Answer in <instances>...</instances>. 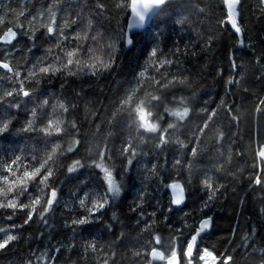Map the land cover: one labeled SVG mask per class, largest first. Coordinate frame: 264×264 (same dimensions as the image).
<instances>
[{
    "label": "snow or ice",
    "instance_id": "snow-or-ice-1",
    "mask_svg": "<svg viewBox=\"0 0 264 264\" xmlns=\"http://www.w3.org/2000/svg\"><path fill=\"white\" fill-rule=\"evenodd\" d=\"M250 17L264 0H0V264H264Z\"/></svg>",
    "mask_w": 264,
    "mask_h": 264
},
{
    "label": "trees",
    "instance_id": "trees-1",
    "mask_svg": "<svg viewBox=\"0 0 264 264\" xmlns=\"http://www.w3.org/2000/svg\"><path fill=\"white\" fill-rule=\"evenodd\" d=\"M250 25L251 32L250 34L253 36V39L257 42V46L261 42V34L264 31V21H260L255 17H250ZM227 36V34H225ZM247 42V41H246ZM202 83H206V91L209 95H215L218 91L217 87L212 83L209 78L207 81H202ZM206 97H201V99H205ZM218 99V97H216ZM245 104H251V98L249 97L244 101ZM247 137H245V140ZM240 164L244 163V160L239 161ZM131 191V190H130ZM130 195V193H129ZM127 199V197H126ZM234 206H238V196L229 197L227 203H219L216 206L217 218L219 223V229L213 233L212 240H215L216 236L225 234L223 230L229 229L230 224L235 221L236 215L232 211ZM259 205L257 204L255 209L253 208V202L251 196L249 197V204L247 210L243 213L244 216H250L254 212L258 213ZM237 260L239 261V256H237Z\"/></svg>",
    "mask_w": 264,
    "mask_h": 264
}]
</instances>
